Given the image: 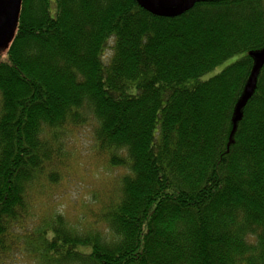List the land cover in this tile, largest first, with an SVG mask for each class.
<instances>
[{"label":"trees","instance_id":"1","mask_svg":"<svg viewBox=\"0 0 264 264\" xmlns=\"http://www.w3.org/2000/svg\"><path fill=\"white\" fill-rule=\"evenodd\" d=\"M260 51L264 0L178 16L21 0L0 60V264H264V63L237 118ZM91 117L118 191L89 227L36 217L62 180L64 134Z\"/></svg>","mask_w":264,"mask_h":264},{"label":"rangeland","instance_id":"2","mask_svg":"<svg viewBox=\"0 0 264 264\" xmlns=\"http://www.w3.org/2000/svg\"><path fill=\"white\" fill-rule=\"evenodd\" d=\"M53 5L55 0H51ZM7 0H0V60L7 61L6 52L16 36V28L21 5L15 9ZM56 10V9H55ZM54 13V6L51 9ZM18 12V13H17ZM242 55L234 56L203 77L210 79ZM251 82L247 85L249 90ZM97 121L93 117L85 124L71 128L63 136L64 167L62 180L53 186L48 195L39 200L34 211L35 216L49 215L52 212L62 214L68 224L81 229L89 227L93 216L101 209V203L115 195L120 186L122 169H111L105 159L98 154L95 140ZM20 264H36L27 259Z\"/></svg>","mask_w":264,"mask_h":264},{"label":"water","instance_id":"3","mask_svg":"<svg viewBox=\"0 0 264 264\" xmlns=\"http://www.w3.org/2000/svg\"><path fill=\"white\" fill-rule=\"evenodd\" d=\"M11 1L12 0H7V2L10 4L11 6ZM146 11H148L149 13L156 15V16H178L183 14L185 11L192 9L195 4L197 3V1L199 0H182L181 4L177 7H164V6H160L155 4L154 2H152L151 0H136ZM21 5V0H14V8L18 9V6ZM18 13V12H17ZM254 57H256V64L254 66V70L252 73V76L250 78L251 82V86L249 88V90L247 89L245 96L242 99V102L240 103V105L237 108V114L238 117L240 116V110L242 108V106L244 105L245 101L247 100V98L252 94V91L255 87V83H256V76L257 73L261 67V65L264 63V51H260L257 53H253Z\"/></svg>","mask_w":264,"mask_h":264},{"label":"flooded vegetation","instance_id":"4","mask_svg":"<svg viewBox=\"0 0 264 264\" xmlns=\"http://www.w3.org/2000/svg\"><path fill=\"white\" fill-rule=\"evenodd\" d=\"M157 5L164 7H177L181 4L182 0H151Z\"/></svg>","mask_w":264,"mask_h":264}]
</instances>
